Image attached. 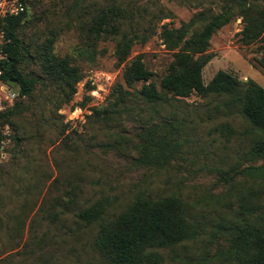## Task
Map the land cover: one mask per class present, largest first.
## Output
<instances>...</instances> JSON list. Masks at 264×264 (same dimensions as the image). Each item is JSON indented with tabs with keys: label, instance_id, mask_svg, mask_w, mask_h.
Segmentation results:
<instances>
[{
	"label": "rangeland",
	"instance_id": "374dc122",
	"mask_svg": "<svg viewBox=\"0 0 264 264\" xmlns=\"http://www.w3.org/2000/svg\"><path fill=\"white\" fill-rule=\"evenodd\" d=\"M234 0H26V41L41 43L56 36L55 52L69 56L83 79L77 93L60 108L59 90L46 80L25 98L15 127H3L0 143V264H112L95 247L100 223L79 221L76 213L97 201L109 204L104 223L127 210L138 195L178 197L187 220L197 230L193 239L159 249L162 264H235L226 257L229 239L247 216L244 206L262 205L258 182L241 171L259 165L249 155V122L215 94L180 98L151 106L130 100L129 115L105 119L94 115L111 102L117 85L134 92L124 71L141 57L159 86L178 51L161 37L162 27L180 28L220 13ZM119 6L133 12L136 23L151 27L152 37L136 44L125 62L116 56V42L94 40L88 34L103 9ZM264 8V5L262 4ZM204 14L205 16L198 17ZM203 18V19H202ZM202 19V20H201ZM201 20V21H200ZM238 14L211 39L212 59L203 70L205 84L219 71L241 82L253 80L264 88V71L254 67L262 43L244 45ZM125 29L129 31V19ZM32 76H42L38 62L23 63ZM16 94L6 99L9 91ZM136 93V92H135ZM0 112L20 100L14 82L0 84ZM134 107V108H133ZM171 122L176 131L169 163L141 164L136 146L150 128ZM231 127V131L228 129ZM18 138V139H17ZM222 175L230 183L220 182ZM250 190H255L250 194Z\"/></svg>",
	"mask_w": 264,
	"mask_h": 264
},
{
	"label": "trees",
	"instance_id": "16d2710c",
	"mask_svg": "<svg viewBox=\"0 0 264 264\" xmlns=\"http://www.w3.org/2000/svg\"><path fill=\"white\" fill-rule=\"evenodd\" d=\"M237 4L227 5L220 13L212 14L201 27L195 28V21L184 23L180 28L162 27L161 37L170 50L178 51L168 71L158 86L141 57L131 61L125 71L124 80L128 86L143 83L140 90L129 92L117 85L111 94V102L103 109L94 108V115L105 119H117L129 115L130 100L138 98L144 103L157 106L169 103V95L186 98L193 94L207 96L215 94L226 98L225 105L236 109L250 124L245 136L250 139L249 155L259 160V165L244 168L241 173L258 182L255 190L264 193V88L253 80L239 81L232 74L219 71L209 84H205L203 70L212 59L207 53L213 36L235 15L243 18L244 29L240 41L244 45L262 43L260 58L254 60L255 68L264 71V0H234ZM26 10L19 16L8 17L0 22V27L9 40L2 45L1 53L6 57L0 61L4 69L3 81L14 82L18 87L20 100L13 108L0 112V143L4 140L2 128L15 127V118L25 98L32 97L36 85L49 80L59 90L60 105L69 102L77 93V85L83 75L74 60L61 57L55 52L56 36L51 34L41 43L29 41L23 34L27 28L28 15L26 0H22ZM113 6L103 9L93 23L88 26V34L94 40L116 42V56L125 62L136 44L146 43L154 34L149 26L141 28L136 23L134 13ZM205 16L204 14L198 17ZM129 19V31L125 29ZM203 19V18H202ZM201 19V20H202ZM200 20V21H201ZM39 63L42 76H32L22 69L23 63ZM136 92V93H135ZM134 108V107H133ZM231 131V127L228 126ZM171 122H163L144 132L142 141L136 146V159L141 164L164 166L169 163L172 142L177 138ZM18 139V138H17ZM231 178L222 175L220 182L230 183ZM255 190H250L252 194ZM109 204L97 201L79 210L76 218L89 225L100 223V231L95 241L96 249L112 264H162L159 249L171 248L196 236L197 230L187 220L181 200L175 196L153 198L138 195L126 211L112 222L104 223ZM247 216L243 224L235 228L229 239L226 257L235 264H264V207L247 204Z\"/></svg>",
	"mask_w": 264,
	"mask_h": 264
},
{
	"label": "built area",
	"instance_id": "2783aa9c",
	"mask_svg": "<svg viewBox=\"0 0 264 264\" xmlns=\"http://www.w3.org/2000/svg\"><path fill=\"white\" fill-rule=\"evenodd\" d=\"M26 7L22 0H0V22L5 20L8 17L19 16L25 12ZM9 40L5 37L4 30L0 27V61L5 59V55L1 53L2 45L7 43ZM3 75L4 69L0 66V84L3 85ZM16 97V94L13 91H9V94L6 96V99L13 100ZM1 105V100H0Z\"/></svg>",
	"mask_w": 264,
	"mask_h": 264
}]
</instances>
